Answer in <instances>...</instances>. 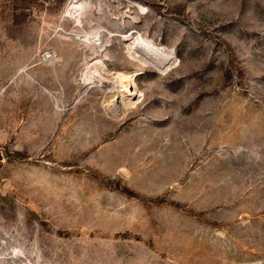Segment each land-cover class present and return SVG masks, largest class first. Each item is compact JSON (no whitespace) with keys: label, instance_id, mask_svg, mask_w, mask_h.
<instances>
[{"label":"rangeland","instance_id":"374dc122","mask_svg":"<svg viewBox=\"0 0 264 264\" xmlns=\"http://www.w3.org/2000/svg\"><path fill=\"white\" fill-rule=\"evenodd\" d=\"M70 1L0 0V264H264V0Z\"/></svg>","mask_w":264,"mask_h":264},{"label":"bare ground","instance_id":"6f19581e","mask_svg":"<svg viewBox=\"0 0 264 264\" xmlns=\"http://www.w3.org/2000/svg\"><path fill=\"white\" fill-rule=\"evenodd\" d=\"M92 6L93 3L90 0H71L65 11L66 16L70 17L75 22L76 26L82 28L84 25V15ZM73 34L77 39L83 40L84 42H92L93 46L97 48H103L104 46V37L102 38L100 33L94 36V31L79 32L78 30L74 31ZM123 36L128 41V48L130 51L136 58L144 61L147 65L163 70L173 62V58L170 55L171 49L162 43H155L146 34L139 33L134 35V33H128ZM49 56L52 57L53 62L59 60L57 55L53 56L49 54ZM105 69H107L106 63L96 57L89 62L85 77L86 79L97 76L103 77L101 70ZM111 82L112 86L108 93H111L113 98L106 102L105 106L109 107L114 112L128 109L125 99L127 98V93L130 92L129 76L125 73L115 74L111 78ZM116 92L118 95L114 96Z\"/></svg>","mask_w":264,"mask_h":264},{"label":"built area","instance_id":"2783aa9c","mask_svg":"<svg viewBox=\"0 0 264 264\" xmlns=\"http://www.w3.org/2000/svg\"><path fill=\"white\" fill-rule=\"evenodd\" d=\"M48 54V53H47ZM50 56L49 55H47V59L49 58ZM14 252V251H13Z\"/></svg>","mask_w":264,"mask_h":264}]
</instances>
